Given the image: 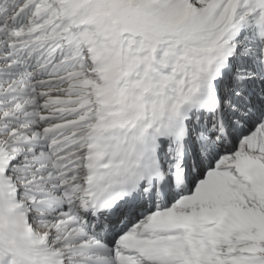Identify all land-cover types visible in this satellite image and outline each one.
Masks as SVG:
<instances>
[{
  "label": "snow or ice",
  "instance_id": "snow-or-ice-1",
  "mask_svg": "<svg viewBox=\"0 0 264 264\" xmlns=\"http://www.w3.org/2000/svg\"><path fill=\"white\" fill-rule=\"evenodd\" d=\"M10 229L37 264H264V0H0Z\"/></svg>",
  "mask_w": 264,
  "mask_h": 264
},
{
  "label": "clouds",
  "instance_id": "clouds-1",
  "mask_svg": "<svg viewBox=\"0 0 264 264\" xmlns=\"http://www.w3.org/2000/svg\"><path fill=\"white\" fill-rule=\"evenodd\" d=\"M9 244L0 246V259L9 253L14 257V264H37V261L47 255V251L34 243V237L27 229H10Z\"/></svg>",
  "mask_w": 264,
  "mask_h": 264
}]
</instances>
